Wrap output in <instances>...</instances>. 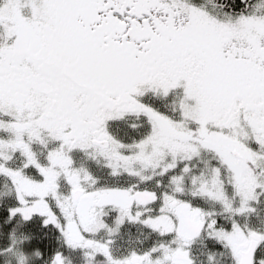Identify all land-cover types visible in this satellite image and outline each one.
<instances>
[{
	"label": "snow or ice",
	"instance_id": "1",
	"mask_svg": "<svg viewBox=\"0 0 264 264\" xmlns=\"http://www.w3.org/2000/svg\"><path fill=\"white\" fill-rule=\"evenodd\" d=\"M0 264H264V0H0Z\"/></svg>",
	"mask_w": 264,
	"mask_h": 264
}]
</instances>
